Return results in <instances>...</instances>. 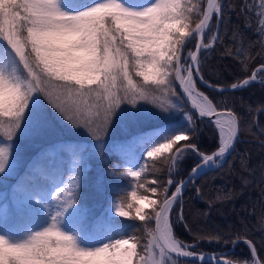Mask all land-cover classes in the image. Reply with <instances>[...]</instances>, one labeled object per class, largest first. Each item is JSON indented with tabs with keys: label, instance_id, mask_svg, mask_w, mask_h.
<instances>
[{
	"label": "snow or ice",
	"instance_id": "snow-or-ice-1",
	"mask_svg": "<svg viewBox=\"0 0 264 264\" xmlns=\"http://www.w3.org/2000/svg\"><path fill=\"white\" fill-rule=\"evenodd\" d=\"M256 7L259 54L264 57V0H259ZM234 10L235 5L225 6L224 0L202 3L155 0L142 9L129 8L121 0H97L82 10H65L61 0H0V41L6 45L0 60V137L6 141L0 143V175L14 171L12 141L39 109L42 98L73 126L87 129L99 143L113 117L123 114L122 105L136 108L143 102L163 111L177 108L172 99H180L175 91L177 81L199 117H208L218 130V150L205 154L194 141L176 147L189 141L195 130L186 126L154 129L136 137V142L150 146V150H145L148 158L173 153L175 147V152L167 158L173 167L186 151L200 157L202 163L192 167L189 182L205 167H222V162L235 151L241 132L240 118L232 110L220 109L198 89L196 78L207 87L217 86L204 79L203 62L197 53L211 50L221 40L218 26L224 22L226 13ZM241 10L244 14L252 11L247 0L241 4ZM205 30L208 39H203ZM190 36L199 38L200 42L184 58L182 49ZM238 38L239 34L234 32V45ZM225 55L232 56L233 48L226 47ZM235 55L239 57L241 53L237 51ZM258 76L264 84V63L250 78L232 83L231 89L249 86ZM186 118L191 126L193 118L190 115ZM73 159L78 162L73 179L68 186H58L51 196L57 205L54 214H50V223L18 243L0 235V264H177L173 254L195 255L189 245L174 235L170 220L173 205L182 199V187L177 186L170 197L164 195L161 200L156 196V187L146 188L140 180L144 168L135 170L131 166L124 174L135 181L133 190L120 196L115 214L141 222L154 220L155 227H147L150 237L147 243L141 248L140 241L133 236L94 249L80 247L76 238L60 227L79 195L83 161L79 156ZM151 183L159 182L153 179ZM167 183L171 185L173 180ZM161 191L166 194L167 188ZM28 194L32 203L44 204L43 194ZM3 209L0 205V219L8 215ZM177 221L184 223L182 205ZM259 223L264 227V216ZM185 228L190 230L186 223ZM201 238L220 240L221 236ZM246 242L255 257V247L251 241ZM204 259L201 255L200 260ZM208 264H212L211 258ZM215 264L220 261L217 259ZM224 264H239V261H224ZM252 264H264V260L254 259Z\"/></svg>",
	"mask_w": 264,
	"mask_h": 264
},
{
	"label": "trees",
	"instance_id": "trees-1",
	"mask_svg": "<svg viewBox=\"0 0 264 264\" xmlns=\"http://www.w3.org/2000/svg\"><path fill=\"white\" fill-rule=\"evenodd\" d=\"M95 1L61 0V7L65 10H82ZM121 1L131 6H141L151 0ZM193 2L202 3L203 0ZM243 2L245 0H224L225 6L231 3L235 5V10L228 11L224 22L220 24L221 40L215 42L211 50H204L200 54L204 79L214 85L231 86L234 82H241L264 63V57L259 54L260 36L256 31V6L259 0H247L252 9L247 14L241 10ZM234 32L239 34L235 45L232 39ZM205 39H208L207 35ZM193 46L194 41H190L185 47L184 58ZM226 47L233 48L232 56L225 55ZM5 50V43L0 41V60ZM237 51L241 56L235 55ZM257 79H260L259 76ZM197 87L220 109L232 110L240 118L241 132L235 151L222 167L201 175L194 185L189 184L182 199H178L173 206L170 220L174 235L189 245V250L195 254L224 253L229 260L239 261V264H252L256 259L246 242L251 241L257 259L264 260V227L259 223L260 217L264 216V84L255 82L245 88L222 93L209 90L199 83ZM175 91L180 99L172 97L177 108L170 110L169 120L151 122L147 126L139 123L138 130L122 136H117L118 130L111 129L110 125L109 135L104 137V141L97 142L96 146L66 141L57 148L47 140L41 142L33 139L16 145L18 170L10 175H0V205L8 213L6 218L0 219V235L11 243H18L27 240L39 228L47 226L50 214H54L57 205L51 196L55 195L54 190L58 186H68L73 179L72 173L78 167L73 157L79 156L83 161L79 195L75 207L69 210L60 225L62 230L89 249L133 236L140 241L142 248L150 238L147 227L154 228V220L141 222L110 214L113 204L135 183L132 177L124 174L127 167L136 170L143 167L140 180L146 188L156 187V196L161 199L164 194L161 190L167 188V181L173 180L169 186V189H173L185 179L198 158L186 151L173 167L167 159L172 153L148 158L145 150H150V146L138 144L135 138L154 129L186 126L194 127L195 130L189 141L180 142L176 147L194 141L205 154L218 148V130L209 121L197 119L178 94L176 86ZM187 115L193 118L191 126L182 119ZM3 142L4 138L0 137V143ZM108 142L110 144L107 146ZM153 179L159 183L152 184ZM28 192L43 194L44 204L32 203ZM144 194L153 196L150 192ZM181 205L184 223L177 221ZM185 223L190 230L185 228ZM217 234L221 236L220 240L201 238ZM174 259L177 264H195Z\"/></svg>",
	"mask_w": 264,
	"mask_h": 264
},
{
	"label": "rangeland",
	"instance_id": "rangeland-1",
	"mask_svg": "<svg viewBox=\"0 0 264 264\" xmlns=\"http://www.w3.org/2000/svg\"><path fill=\"white\" fill-rule=\"evenodd\" d=\"M121 3L129 8L142 9L146 6H150L154 4L155 0H151L149 3H146L141 6H131L122 1ZM137 109H139V111H137ZM170 110L163 111L162 109L154 105L151 104L146 105L143 102L138 104L136 108H133L131 105L125 104L121 106V111L123 112V114L120 115L118 113L117 116L113 117V123L111 124V129L115 128L118 130L116 131L117 136L126 135L130 131L138 130L140 124L142 126H147L151 122L160 123L161 121L169 120L171 117L169 115ZM182 119L187 120L185 116ZM109 132L110 130L108 128L106 133L101 134L100 142L104 141V137H107L109 135ZM32 139L40 140L41 142H43V140H47L51 143V145L53 146L56 145L57 148L60 145L64 144L66 141H72V142L76 141L82 144L89 143L93 146L97 145V141L88 132L87 129L83 127L73 126V124L70 121H66L65 119H63L62 116L47 103L46 100H43V98L40 101L39 109L33 112L29 121L22 126V130L17 134V136L12 141V143L14 144L12 162L15 165V169L14 171H12L11 174H13V172L17 171L19 168L18 166L19 162H17L15 159L16 157H18L16 156V150H15L16 145L22 143V141H27ZM108 144L110 143L108 142L106 145L108 146ZM133 185L134 183L131 184L128 192L133 190ZM150 197L156 198V196H150ZM116 203L113 204L110 210V214L116 215L115 214ZM43 228H39L37 231L42 230ZM78 245L80 247H83L79 243ZM85 249H89V248H85Z\"/></svg>",
	"mask_w": 264,
	"mask_h": 264
},
{
	"label": "water",
	"instance_id": "water-1",
	"mask_svg": "<svg viewBox=\"0 0 264 264\" xmlns=\"http://www.w3.org/2000/svg\"><path fill=\"white\" fill-rule=\"evenodd\" d=\"M193 27H194V26H193ZM219 27H220V25L218 26V29L220 30ZM194 35H195V34H194ZM206 35H207V30H205V36L203 37V39H205ZM191 40H194V46H193V49H192L191 51H195V44L199 43V42H200V39H199V38H197V39H193V37L190 36V37H188L187 40H186V46L189 44V42H190ZM186 46H185V47H186ZM184 50H185V48L182 49V57L184 56V53H185ZM202 52H203V51L197 53L198 58L200 57V54H201ZM189 62H190V60H189ZM248 78H250V76L247 77V78H245V79H248ZM196 82L199 83L201 86H204L205 88L209 89V90H212V91L214 90V91L219 92V93H222L223 91L231 92V91H234V90H238V89H231V86H218V85H216V86H217L216 88H210V87H207L205 84L201 83L200 80H199V78H196ZM241 82H242V81H241ZM255 82H259V83H260V79H257L256 81L251 82V83H255ZM251 83H250V84H251ZM213 85H214V84H213ZM175 86H176V90H177L178 94H180V96L182 97L184 103L189 107V109H190L191 111H193V113L196 115L197 119H205V120L209 121V118H208V117H203V118L199 117L198 112L192 107L191 101L187 98L186 94L183 93V91H182V89H181V87H180L178 81L175 83ZM242 88H245V87H241V88H239V89H242ZM220 89H223V90H220ZM224 109H227V108H224ZM212 119L214 120L215 118H212ZM211 124H213V123H211ZM213 125H214V124H213ZM235 144H236V143H235ZM183 145H184V144H183ZM235 146H236V145H235ZM179 147H180V146H179ZM216 150H218V148H217ZM216 150H215V151H216ZM174 152H175V150L173 151V153H174ZM212 153H213V152H212ZM212 153H210V154H212ZM229 157H230V155H228L227 158L222 162V165L227 161V159H228ZM197 158H198V162H197V163H202L200 157L197 156ZM197 163H196V164H197ZM196 164H195V165H196ZM217 168H218V167H214V168L208 169L207 167H205V170H204L201 174H199L198 176H196V178H195V180H194L193 182H189V176L191 175V171H190V172L186 175L185 179H184L182 182L178 183L173 189H169V185H168V186H167V193H166V194H163V196H164V195H167V196L170 197L171 194L175 191V188H176L177 186H181V187H182L181 197H182L183 194H184V192H185L186 187H188L189 184L194 185V184H195V181L197 180V178H199L201 175L205 174V173L208 172V171H215ZM163 196H162L161 200L163 199ZM174 205H175V204H174ZM174 205H173V206H174ZM170 215H171V213H170ZM153 224H154V227H155V221L153 222ZM201 255H203V256L205 257V259H204L203 261L200 260V256H201ZM173 257L176 258L177 260H178V259H181V260H184V261H187V262H188V261H191V262H193V263H195V264H208V259H209V258H211V260H212V264H215V261H216L217 259L220 261V264H224V261H232V260H229V259L225 256L224 253H220V254H202V253H199V254H195L193 257H176L175 254H173ZM255 258L257 259L256 256H255ZM233 262H234V261H233Z\"/></svg>",
	"mask_w": 264,
	"mask_h": 264
}]
</instances>
